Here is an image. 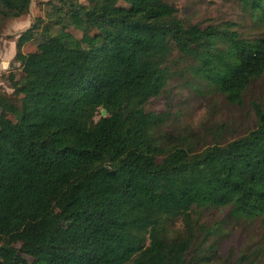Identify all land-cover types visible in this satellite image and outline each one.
<instances>
[{"label":"trees","instance_id":"16d2710c","mask_svg":"<svg viewBox=\"0 0 264 264\" xmlns=\"http://www.w3.org/2000/svg\"><path fill=\"white\" fill-rule=\"evenodd\" d=\"M32 1L0 0V39ZM56 1L17 37L0 91V264H206L193 215H264V100L245 134L197 149L146 105L179 62L242 105L264 30L187 24L167 0ZM236 1L264 29V0Z\"/></svg>","mask_w":264,"mask_h":264},{"label":"rangeland","instance_id":"374dc122","mask_svg":"<svg viewBox=\"0 0 264 264\" xmlns=\"http://www.w3.org/2000/svg\"><path fill=\"white\" fill-rule=\"evenodd\" d=\"M167 1L177 8L178 16L187 24L205 26L231 22L235 23V28L243 37L253 39L263 34L264 29L254 22L249 13L243 12L236 0ZM46 2L33 0L27 14L8 20L1 26L0 91L10 97L13 92L7 77L10 72L18 70V63L14 60L16 39L38 16H43ZM68 31L87 47L80 29L70 27ZM45 42V38L36 35L23 47V51L40 52ZM189 65L184 62L173 64V74L162 93L151 98L146 105V110L163 115V132L178 133L184 142L197 149L211 142L212 137L223 144L253 128L252 103L262 104L264 100V78L249 87L242 105L235 106L226 103L209 84L194 75ZM192 222L195 246L203 250L206 264H264V215L246 218L232 215L229 208L209 209L198 216L193 215ZM181 227V221L176 220L174 229L181 230Z\"/></svg>","mask_w":264,"mask_h":264},{"label":"water","instance_id":"95a60500","mask_svg":"<svg viewBox=\"0 0 264 264\" xmlns=\"http://www.w3.org/2000/svg\"><path fill=\"white\" fill-rule=\"evenodd\" d=\"M104 111H102V113H103ZM104 114V113H103Z\"/></svg>","mask_w":264,"mask_h":264}]
</instances>
